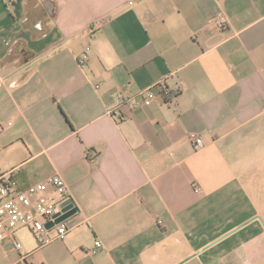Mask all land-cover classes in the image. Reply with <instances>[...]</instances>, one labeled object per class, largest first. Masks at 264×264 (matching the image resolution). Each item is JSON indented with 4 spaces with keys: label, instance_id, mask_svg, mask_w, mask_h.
<instances>
[{
    "label": "crops",
    "instance_id": "1",
    "mask_svg": "<svg viewBox=\"0 0 264 264\" xmlns=\"http://www.w3.org/2000/svg\"><path fill=\"white\" fill-rule=\"evenodd\" d=\"M0 78V175L58 174L78 208L0 264H264V0H0Z\"/></svg>",
    "mask_w": 264,
    "mask_h": 264
},
{
    "label": "built area",
    "instance_id": "2",
    "mask_svg": "<svg viewBox=\"0 0 264 264\" xmlns=\"http://www.w3.org/2000/svg\"><path fill=\"white\" fill-rule=\"evenodd\" d=\"M102 20L97 19L88 26V33L93 34L101 27ZM215 25L218 29L226 26L223 16H220ZM89 45H87L77 62L83 65L87 61ZM0 81L1 78H0ZM117 104L108 109V114L115 120L125 118L121 107L126 105L129 108L136 106H148L156 101L158 97L164 96L166 101L170 100L174 93L166 85L165 79L157 81L135 94L126 93L123 89L114 92ZM2 126L0 125V130ZM194 140L195 147L201 144V138L190 134ZM195 191L200 188L195 186ZM69 198L67 184L58 174L48 179L29 184L25 188H19L11 176L0 175V240L9 238L19 254V262L24 263L26 255L21 252V245L14 239V234L19 229H26L36 240L38 246H44L56 239H62L70 230L67 218L51 226L46 227L45 223L52 222L53 216L60 210V203ZM69 218V217H68ZM160 222V221H159ZM95 250L101 247V242L94 241ZM94 251V250H93ZM91 251V252H93Z\"/></svg>",
    "mask_w": 264,
    "mask_h": 264
},
{
    "label": "water",
    "instance_id": "3",
    "mask_svg": "<svg viewBox=\"0 0 264 264\" xmlns=\"http://www.w3.org/2000/svg\"><path fill=\"white\" fill-rule=\"evenodd\" d=\"M78 211L77 206L72 198H67L63 202L60 203V210L55 213L53 216L52 222L45 223L46 227L51 226L53 223H57L63 219H66L72 215H74Z\"/></svg>",
    "mask_w": 264,
    "mask_h": 264
},
{
    "label": "rangeland",
    "instance_id": "4",
    "mask_svg": "<svg viewBox=\"0 0 264 264\" xmlns=\"http://www.w3.org/2000/svg\"><path fill=\"white\" fill-rule=\"evenodd\" d=\"M27 232H28V231H27L26 229H22V230H20V231L17 233V238H18V237H25V238H27V237L29 236Z\"/></svg>",
    "mask_w": 264,
    "mask_h": 264
}]
</instances>
